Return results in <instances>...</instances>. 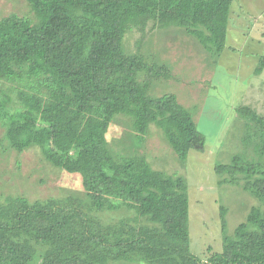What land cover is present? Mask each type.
I'll return each instance as SVG.
<instances>
[{"label": "trees", "instance_id": "16d2710c", "mask_svg": "<svg viewBox=\"0 0 264 264\" xmlns=\"http://www.w3.org/2000/svg\"><path fill=\"white\" fill-rule=\"evenodd\" d=\"M26 1L34 18H0L5 138L18 153L38 147L51 165L79 175L84 196L0 203V264H264V116L237 109L246 152L217 167L223 184L260 205L231 234L223 208L222 251L206 261L192 252L188 180L109 146L110 127L124 116L133 141L156 126L182 163L205 148L192 110L176 94L152 95L154 80L173 78L167 67L125 46L130 32L157 25L163 0ZM234 1L192 2L207 13L215 60L227 47ZM263 70L261 56L256 74Z\"/></svg>", "mask_w": 264, "mask_h": 264}, {"label": "rangeland", "instance_id": "374dc122", "mask_svg": "<svg viewBox=\"0 0 264 264\" xmlns=\"http://www.w3.org/2000/svg\"><path fill=\"white\" fill-rule=\"evenodd\" d=\"M240 1L245 4L244 13L256 22L244 17L254 26L238 28L237 33L232 30L229 47L217 60L211 57L214 47L207 34V13L200 9L193 11V0L189 4L163 0L157 25H149L144 33L134 30L125 39L129 52L140 47L154 62L167 67L173 78L154 80L152 95L176 94L192 110L198 130L206 138L204 150L191 151L182 163L156 126H152L142 143L133 141L131 121L124 116L114 120L107 134L115 153L145 155L155 170L188 180L191 247L202 261L222 251L223 208L231 234L250 210L260 205L241 187L223 184V177L217 172L219 165L228 164L235 154L246 152L242 144L244 123L237 109L250 106L264 116V70L256 74L259 56H264V0ZM9 14L34 18L26 0H0V18ZM249 35L254 42L248 39ZM5 137L6 128L0 120V203L9 197L35 201L74 194L84 196L79 175L51 165L38 147L24 153L12 150ZM247 153L250 158L254 156L251 150Z\"/></svg>", "mask_w": 264, "mask_h": 264}, {"label": "crops", "instance_id": "0c3cea01", "mask_svg": "<svg viewBox=\"0 0 264 264\" xmlns=\"http://www.w3.org/2000/svg\"><path fill=\"white\" fill-rule=\"evenodd\" d=\"M260 0H256L255 2H258ZM251 9H253V7H250ZM244 9H245V4L242 3L240 0H235L232 4V7H231V13H230V23H229V31H228V36H227V46L229 44V40H230V37H231V33L234 31L235 33L236 30L241 29V27H246V28H249L250 26H254V25H251L250 22H248L244 17L246 18H249V19H252L256 22L255 19L247 16L245 13H244ZM252 28V27H250ZM233 30V31H232ZM231 31V32H230ZM229 32H230V35H229ZM242 35V34H241ZM248 39L250 40L251 37L249 35ZM252 42L253 39H251ZM260 44H263V43H260ZM229 47V46H228ZM261 56H259L260 58Z\"/></svg>", "mask_w": 264, "mask_h": 264}]
</instances>
